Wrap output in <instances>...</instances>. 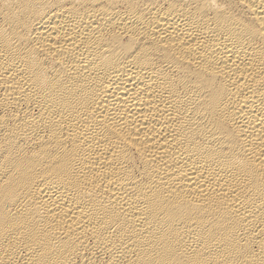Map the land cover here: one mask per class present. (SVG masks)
<instances>
[{
    "label": "bare ground",
    "instance_id": "6f19581e",
    "mask_svg": "<svg viewBox=\"0 0 264 264\" xmlns=\"http://www.w3.org/2000/svg\"><path fill=\"white\" fill-rule=\"evenodd\" d=\"M0 264H264V0H0Z\"/></svg>",
    "mask_w": 264,
    "mask_h": 264
}]
</instances>
